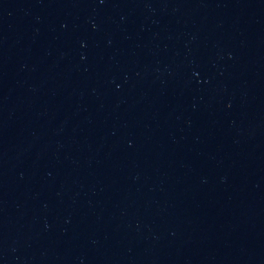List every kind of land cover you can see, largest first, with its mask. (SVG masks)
Returning a JSON list of instances; mask_svg holds the SVG:
<instances>
[{"label": "water", "instance_id": "1", "mask_svg": "<svg viewBox=\"0 0 264 264\" xmlns=\"http://www.w3.org/2000/svg\"><path fill=\"white\" fill-rule=\"evenodd\" d=\"M0 264H264V0H0Z\"/></svg>", "mask_w": 264, "mask_h": 264}]
</instances>
